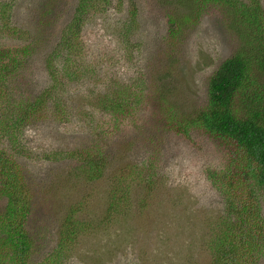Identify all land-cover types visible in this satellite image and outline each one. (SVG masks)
I'll use <instances>...</instances> for the list:
<instances>
[{
	"label": "rangeland",
	"instance_id": "374dc122",
	"mask_svg": "<svg viewBox=\"0 0 264 264\" xmlns=\"http://www.w3.org/2000/svg\"><path fill=\"white\" fill-rule=\"evenodd\" d=\"M75 2L0 0L11 8L9 21L20 39L28 38L18 43L33 48L29 66L15 74L16 97H34L48 83L44 61ZM260 5L264 11V0ZM198 7L205 9L196 21L178 30L169 18L184 11L176 0H109L88 18L82 39L103 83L95 74L67 83L57 93L68 111L64 119L45 114L21 134L25 152L18 163L33 194L28 228L35 261L211 262L208 241L227 215L208 174L224 164L226 150L202 131L179 133L167 121L179 126L205 107L209 79L238 39L224 26L222 8ZM103 92L124 94L139 105L115 124L94 97ZM86 152L107 161L93 179L76 168ZM69 224L76 229L64 244ZM259 259L256 264H264V256Z\"/></svg>",
	"mask_w": 264,
	"mask_h": 264
},
{
	"label": "trees",
	"instance_id": "16d2710c",
	"mask_svg": "<svg viewBox=\"0 0 264 264\" xmlns=\"http://www.w3.org/2000/svg\"><path fill=\"white\" fill-rule=\"evenodd\" d=\"M108 2L76 0L72 16L58 35L54 34L56 40L45 58L48 83L36 96L25 98L16 97L12 84L17 71L26 69L32 61L33 48L30 42L18 43L28 38L20 39L17 27L9 21L11 8L0 3V202L4 201L0 211V264H51L49 259L37 262L33 258L34 243L28 228L33 194L18 163L25 152L21 134L45 114L64 119L68 111L57 93L67 83L93 79L94 74L101 79L81 32L97 6ZM176 2L184 8L169 17L177 30L196 21L205 9L198 5L215 3L227 18L224 26L238 39L233 54L209 79L205 107L193 111L179 126L168 119L167 126L183 134L189 128L202 131L226 150L224 164L208 174L220 190L227 215L221 230L208 241V249L213 251L209 264H256L259 256H264V11L260 0ZM8 38L14 43L5 44ZM94 97L115 124L131 117L139 105L117 92ZM80 155L83 161L77 164V171L87 179L102 174L107 161L90 152ZM69 225L61 236L64 244L76 229L74 224ZM55 258L52 256L51 261Z\"/></svg>",
	"mask_w": 264,
	"mask_h": 264
}]
</instances>
